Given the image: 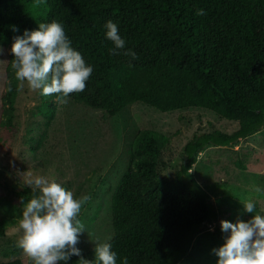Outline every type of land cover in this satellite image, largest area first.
Listing matches in <instances>:
<instances>
[{"label":"trees","instance_id":"1","mask_svg":"<svg viewBox=\"0 0 264 264\" xmlns=\"http://www.w3.org/2000/svg\"><path fill=\"white\" fill-rule=\"evenodd\" d=\"M198 9L206 14L196 15ZM109 20L137 59L110 54L114 45L104 28ZM52 21L63 24L72 47L93 67L85 90L70 94L67 104L58 103L56 94L40 95L26 82L19 88L10 66L13 38ZM0 45L9 49L0 144L7 153L17 146L19 154L17 169L0 171L5 191L0 193L1 241L14 243L7 228L32 197L27 178L44 176L74 198L90 195L92 179L76 182L71 138L79 126L89 123L90 130L99 122L94 118L120 116L126 123L118 137L128 135L125 127L130 130L132 124L133 134L122 143L127 155L121 176L97 203L96 215L102 217L104 204L109 210L99 243L112 245L117 264L124 257L128 264H216L212 250L228 235L221 232V216L232 223L252 217L235 202L216 204L214 190L225 183L204 185L190 169L206 146H233L264 127V0H46L39 8L33 0H0ZM137 102L159 111L205 109L235 127L199 126L174 158L171 144L180 131L139 124L128 114ZM96 224L99 231V216ZM79 240L83 257L94 260ZM78 259L73 256L68 264ZM0 264L34 263L16 258Z\"/></svg>","mask_w":264,"mask_h":264},{"label":"clouds","instance_id":"2","mask_svg":"<svg viewBox=\"0 0 264 264\" xmlns=\"http://www.w3.org/2000/svg\"><path fill=\"white\" fill-rule=\"evenodd\" d=\"M45 3L46 0H33V7ZM205 14L203 9L196 12L198 16ZM104 28L106 39L114 45L109 49L110 54L138 58L133 50H125L126 41L121 38L116 23L109 20ZM12 30L18 31L15 26ZM11 53L14 58L10 66L15 80L20 82L19 88L26 82L31 90H40L44 97L56 94L60 104H67L70 94L83 92L93 72V67L72 47L63 24L57 21L39 23L36 30H25L22 36H15ZM12 90L11 86L7 89ZM25 183L32 197L23 202L19 219L22 234L17 246L34 264H68L73 256L79 257L76 264H117V253L108 242L94 241V260L85 259L77 247L80 234L86 232L79 215L90 203V195L74 198L73 192L44 176H31ZM252 191L264 195V189L258 185H253ZM240 202L245 212L255 215L247 221L237 219L236 223L220 221L221 232L228 235L223 237L220 247L212 250L218 258L216 264H264V215L256 213L254 199ZM122 264H128L127 257Z\"/></svg>","mask_w":264,"mask_h":264},{"label":"rangeland","instance_id":"3","mask_svg":"<svg viewBox=\"0 0 264 264\" xmlns=\"http://www.w3.org/2000/svg\"><path fill=\"white\" fill-rule=\"evenodd\" d=\"M0 97L5 86V65L8 60L9 49L0 45ZM26 95H22V103L26 102ZM1 102V98H0ZM128 114L137 119L139 124H146L162 130L166 133H175L180 131V136H175L172 140L171 147L173 149L174 158L180 155L183 143L199 129V126H204L211 122L221 129L230 131L235 127L232 121L220 119L214 113L196 107L188 109H175L171 111H159L154 107L144 103H133L129 106ZM184 115V118L182 116ZM99 120L90 126L77 127L75 135L71 138V158L75 168L78 169L76 182L89 177L92 179L90 196L92 197L89 204L82 208L79 218L85 225L86 232L80 234V238L88 250L95 258L94 248L95 239L98 242L102 241V235L99 232L106 231L109 224L108 204H104L100 212L96 215L97 203L100 194H103L106 189L110 192L117 179L121 176L126 161V150L122 147V143L126 136H132L133 126L128 130V135L123 136L120 131L125 126L123 117L113 118L109 121L94 118ZM97 128H101L96 131ZM114 131H113V130ZM117 134V135H116ZM103 137V140L99 138ZM114 138L113 141L108 140ZM128 138V137H127ZM6 147L0 144V171H10L18 168L19 154L17 146L13 147L8 153ZM75 159V161H74ZM74 171V169H71ZM191 173L204 185H212L214 182H224L219 188L214 190L212 199L220 206H228L231 203H236L237 208H243L240 201L249 198L254 199L256 203V213L264 215V195H260L252 191L253 185H258L264 189V127L252 133L246 138L238 140L233 146H206L198 154L196 162L190 169ZM117 180V181H116ZM4 189L0 186V193H4ZM107 202V201H106ZM244 209V208H243ZM17 214V215H16ZM14 217L15 223H10L7 228V233L14 243L8 246L0 239V263L12 259L19 258L24 261L33 262L21 248L17 246V242L21 237L19 229V219L22 216L21 212L16 211ZM250 217L255 213H248ZM100 221V228L97 231L96 223ZM221 216L220 221L224 219ZM104 221V230L102 227ZM90 226L93 227L90 229ZM214 224L210 226L213 229ZM97 242V241H95ZM12 247L15 249L11 250ZM10 250V251H5ZM34 263V262H33Z\"/></svg>","mask_w":264,"mask_h":264}]
</instances>
